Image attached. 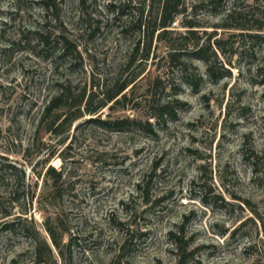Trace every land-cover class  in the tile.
I'll list each match as a JSON object with an SVG mask.
<instances>
[{"label": "rangeland", "instance_id": "rangeland-1", "mask_svg": "<svg viewBox=\"0 0 264 264\" xmlns=\"http://www.w3.org/2000/svg\"><path fill=\"white\" fill-rule=\"evenodd\" d=\"M160 5L0 0V264H264V0Z\"/></svg>", "mask_w": 264, "mask_h": 264}, {"label": "trees", "instance_id": "trees-1", "mask_svg": "<svg viewBox=\"0 0 264 264\" xmlns=\"http://www.w3.org/2000/svg\"><path fill=\"white\" fill-rule=\"evenodd\" d=\"M181 0H161V5H160V11L158 14V21H155V26H154V32L159 31L158 34H161L163 32H167L166 29L170 26V24L172 23L173 19L180 13V6ZM151 32L150 37L153 36L154 32ZM191 32V31H190ZM165 34V33H164ZM259 36V35H258ZM259 38V37H258ZM201 49H198L197 52L200 53ZM209 66H208V71H209ZM125 87H121L120 89H118L117 93L115 96H111L108 98V100H113L115 99V97L122 93L124 91ZM69 89H65V90H60V93H58L49 103L48 107L46 108V112H51L53 110H55L56 108H58L59 106H61V104H63L64 102H66L68 99H70V95H69ZM83 94H81V96L78 99V103H80L83 99ZM263 100H264V93H263ZM96 111V109H87L88 113H94ZM169 114V113H168ZM154 119H157V117H154ZM92 120L94 119H89L90 122H93ZM100 124L103 125H109L111 123H107L104 121H99ZM134 121H116L114 123H112L111 125L113 126H117L120 127L122 125H126V124H134ZM136 124V123H135ZM145 126L150 127V124L147 122L145 123ZM55 173L54 169H47L46 173ZM254 172H257L256 169H254ZM60 173V172H59ZM57 174V176H60V174ZM172 235V234H170ZM174 236V246L176 247V250L178 251H183L184 249L180 246V242H179V238L176 235H172ZM125 243L120 247L119 250L123 249ZM179 256V255H178ZM178 264H184L185 259L184 257H178ZM38 264L40 263V261H36ZM11 264H16L15 261H12Z\"/></svg>", "mask_w": 264, "mask_h": 264}]
</instances>
